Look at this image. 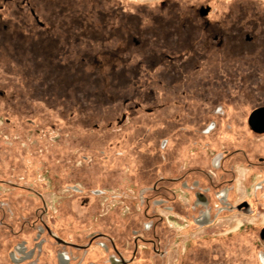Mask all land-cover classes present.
I'll return each mask as SVG.
<instances>
[{"label": "flooded vegetation", "instance_id": "af4514ba", "mask_svg": "<svg viewBox=\"0 0 264 264\" xmlns=\"http://www.w3.org/2000/svg\"><path fill=\"white\" fill-rule=\"evenodd\" d=\"M59 1L70 0H0V33L56 34L57 27L42 18H52ZM170 1L180 2L163 0L159 10L144 12L146 26L131 22L125 26L129 32L122 22L114 26L113 33L123 40L120 45L151 50L144 61L155 75L134 91L138 104L107 124L119 133L130 129L110 145L108 150L115 151L112 164L108 150L100 151L97 187L90 181L86 185L84 175L82 182L72 176L67 186L80 208L92 204L104 209L114 201L128 216L100 217L99 228L75 234L73 210L68 228H59L40 186L27 182L25 174L10 175L0 180L7 192L0 196V264H135L141 247L150 253L147 262L166 264L171 221L182 222L184 233H203L256 215L264 195V153L252 145L264 142V8L234 0L228 9L218 10L196 0L189 9L182 4L166 9ZM5 14L10 17L2 25ZM28 18L35 26L28 25ZM120 49L109 53L118 67L124 61ZM161 49L174 54L155 52ZM155 67L162 69L157 73ZM123 95L122 89L115 93L116 98ZM140 112L141 121H128ZM81 160L91 161L84 155ZM123 181L134 190L132 196L127 188H106ZM11 192L22 195L14 200ZM253 237L254 247H247L242 264H264V223ZM183 252L175 264H233L239 255L230 249L223 260L218 253Z\"/></svg>", "mask_w": 264, "mask_h": 264}, {"label": "rangeland", "instance_id": "374dc122", "mask_svg": "<svg viewBox=\"0 0 264 264\" xmlns=\"http://www.w3.org/2000/svg\"><path fill=\"white\" fill-rule=\"evenodd\" d=\"M161 1H59L52 18H42L47 26L57 27L54 30L56 34L36 33L38 30L0 33V180L10 175L25 174L27 182L37 183L52 205V216L59 228H68L67 220L72 217L69 215L70 210L75 212L73 216L78 220L72 227L73 232L79 235L86 233V230L99 228L97 220L100 217L117 219L128 216V211L114 201H110L104 209L92 204L80 208L76 198H70L67 186L72 182V176L75 181L82 182L84 175L86 185L90 181L91 187H97L102 169L100 151L117 144L116 141L123 136L120 134L130 129L125 127L123 133H119L114 125L107 129V124L114 122L122 111L126 112L138 104L134 91L143 89V86L145 88L149 83L147 81L155 75L144 61L147 56L151 57V50L120 45L123 40L113 33L114 26L122 22L126 32L130 30L125 26L132 25L131 22L137 25L141 21L142 26H146L144 12L159 10ZM233 1L204 2L214 9L226 10ZM247 1H253L260 9L264 8V0ZM177 2L170 1L166 9L177 8L178 4L189 9L197 3L196 0ZM40 10L43 13L44 10ZM130 12L138 17L129 16ZM9 17L5 14L3 22ZM27 22L35 26L31 19L28 18ZM2 25L7 24L4 22ZM103 25L106 29L100 28ZM42 42H49V45L42 46ZM117 47L122 48L120 50L124 59L119 67L115 65V58L109 55L110 52H116ZM155 52L174 54L168 49ZM120 69L123 71L121 87L117 86ZM161 69L155 67L154 70L159 73ZM164 88L163 85L156 87L158 91ZM120 89L125 95L116 98L115 93ZM125 100L133 103L125 105ZM130 118L128 121L135 123L141 121L143 114L140 112ZM94 125L99 128L94 129ZM253 143V150L264 153L263 141ZM114 153L113 149L107 151L110 164L113 163ZM82 155L91 161L84 163ZM109 163L108 170L111 168ZM93 175L94 178H88ZM126 175L128 173L125 172L123 179ZM125 181L116 185L107 184L106 188L112 191L127 188L130 191L127 196H132L134 190ZM6 193L0 187V196ZM20 195L19 192H11L14 200H18ZM73 202L74 207L71 205ZM256 207V215L252 218H242L232 225L224 222L203 233L190 229L184 233L186 227L182 222L178 221L177 224L171 221L172 241L166 264H175L179 253L183 251L218 253L220 259L225 260L230 249L239 254L233 264H242L246 250L254 247L253 235L264 223V195L261 205ZM88 217H91L90 221L86 220ZM149 255L141 247L135 264H151L147 262ZM250 259H254L253 254Z\"/></svg>", "mask_w": 264, "mask_h": 264}]
</instances>
